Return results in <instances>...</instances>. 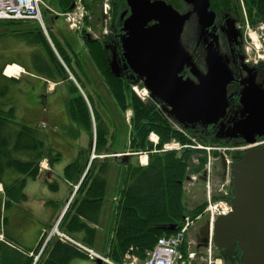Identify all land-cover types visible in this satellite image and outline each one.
<instances>
[{"label": "trees", "instance_id": "trees-1", "mask_svg": "<svg viewBox=\"0 0 264 264\" xmlns=\"http://www.w3.org/2000/svg\"><path fill=\"white\" fill-rule=\"evenodd\" d=\"M119 1L121 11L117 1L115 7L112 5L116 21H118L125 7L124 0ZM71 3L72 0H57V4L66 10ZM24 22L28 21H0V39L13 38L14 36L18 39L11 26L20 25ZM23 28H25L24 31H27L25 36L32 33L33 30L32 43L44 42V38L37 32L39 31L38 27L30 29V27L24 26ZM88 44L94 51L100 46L94 42ZM56 47L60 56L69 63V57L64 55L63 48L59 44ZM30 54L33 58L34 68L47 79H55L57 73H63L64 76H67L56 57L49 55L48 59L45 60L41 55L36 54V51H31ZM94 54L93 61L101 70L118 106L122 110L127 111L129 109L132 111L130 121L132 122L133 137L130 147H137L138 153L145 152L149 157V163L146 167L134 165L132 161L125 164L120 161V165L116 163L118 170L122 172V168H126L127 173L121 175L119 171L117 174L116 183L119 182L118 179L122 178L123 185L120 188L117 186L119 188L117 193L121 192L119 200L113 205L116 222L109 234L113 258L108 256L113 261L122 263L127 254L143 257L147 251L155 246L159 238L176 235L181 229L185 217L196 218L203 212L205 204L189 209L190 207L186 203L184 183L188 176L203 171L206 157L203 152L191 149L181 153L174 151L161 154L154 153L153 144L149 141L151 133H155L160 138L158 149H161L165 143L171 140H178L182 144L189 141L182 134L172 129L164 112L159 111L157 107L146 105L131 91L130 80L119 79L111 72L106 65L102 48L101 51L99 49V53ZM70 65L68 64V68ZM3 79L6 78L2 74V68H0V96L10 102L8 97L10 95L7 94V87L3 85ZM131 81L136 82L135 79H131ZM126 83H130L127 86L128 89L125 87ZM79 96L77 93L76 96L72 97L68 117L78 128H82L88 135H91L90 114L84 99ZM89 100L91 104L94 103L92 97ZM94 116L96 123L95 151L103 153L105 150L111 149L110 140L112 136L109 137V127L99 113L94 111ZM187 129L189 133L204 144L225 145V141L216 139L215 132L210 128L204 129L202 133L196 129ZM45 157L52 162L53 159L58 161L60 155L54 156V152L46 149V145L36 128L20 127L6 115H0V183L5 180L10 181V184H14L13 190L18 189L20 192L24 188L27 178L37 179L39 177V163ZM89 157L90 154L86 157L85 152H82L78 159L65 167L64 178L73 185L77 184L86 171ZM195 159L198 160V163L194 162ZM97 160L92 162L77 192L72 210L70 209L72 215L67 217L65 214L60 226L66 234L73 238H75L74 234H83L84 239L81 244L88 248H93L95 240H98L96 226L101 225L100 216L108 203L107 196L110 188L109 170L112 163L109 164L108 161L103 160L100 163ZM14 176L19 177V179L25 178L16 181L12 178ZM87 178H89L88 182H86ZM50 188L57 191L59 187L58 184H50ZM19 197L26 200L24 195ZM112 203L111 205L108 203L110 207H112ZM171 227L176 229L171 231L169 230ZM85 253L87 252L79 247L53 237L36 264H71L75 259H88ZM9 264L19 263L13 259ZM29 264H32V260Z\"/></svg>", "mask_w": 264, "mask_h": 264}, {"label": "rangeland", "instance_id": "rangeland-1", "mask_svg": "<svg viewBox=\"0 0 264 264\" xmlns=\"http://www.w3.org/2000/svg\"><path fill=\"white\" fill-rule=\"evenodd\" d=\"M44 1L54 12L48 13L43 10L41 11L45 23L46 32L41 29L38 22L35 23L33 21H29L24 22L20 25L11 26L13 33L18 36V39L15 36L13 38L6 37L0 39V68H2V74L6 78L3 79V85L7 87V94L10 95L8 97L9 100H11L10 102L8 101V103L4 97L0 96V115H6L20 127L28 126L36 128L41 139L46 145V149L50 150L52 153L56 150L55 148L60 147L61 141H65L67 145L64 149L62 148L60 150V153L63 154V156H66L68 154H72V142L80 138V135L78 133H75V131L73 130V126L69 125L71 122L67 117V113L69 112V108L71 107L70 103L72 97L76 96V94L78 93V95H80L79 97H82L87 105L91 119V127L93 128L94 125H96V123H94V111H96L109 127V137L112 136V138L110 137L111 149H107L103 153H98L95 151V155L97 157L106 156L105 158L97 160L100 163L102 160L105 162L108 161L107 163L109 164L112 163L109 170V180L110 184H112L109 188V194L107 198L109 200V204H111L113 200L112 205H114L119 200V195L121 192H114L117 190L116 180L117 174L120 171L116 168V163L120 165L121 155H132L131 157L134 165L140 166H145L146 157L148 156V154L145 152H139L141 155H136V153H138L137 147H130V142L133 137V129L132 122L128 121V115H130L131 110H122L118 106L110 91L109 86L107 85L106 80L104 79V76L102 75L101 70L97 65H95V62L93 61V57L95 55L94 53H99V49L101 51V48L106 58V65L110 68V70V65L119 60L118 50L116 47L118 46L119 49V46L123 45V41L121 38H117V35H119L117 29L118 21H116V18L114 19L111 14L109 15L108 19L103 20L102 17H99V13L100 9L102 13V11L104 10V5L106 4L107 9L105 11L109 14L110 7L112 8V5L115 7L116 1L118 2V8L121 11L120 1L81 0V3L79 4V6L81 7V11L76 10L73 13L68 12L69 8L66 10L60 4H57V0ZM74 1L78 2V0H72V3ZM87 13L89 14V17H87ZM70 15L75 20L72 19V21H69L68 18ZM55 17H58L59 20L54 22L53 18ZM24 26H28L30 27V29L38 27L39 31L37 32H39V35L44 38V42L40 44L32 43V36L34 35V32L32 30V33H29L25 36L24 34L27 31H24ZM90 42L97 43L98 45H100L99 48L97 47L96 51L92 50V48H90V45L88 44ZM58 44L63 48L64 55H68L69 63H67L64 58L60 56L58 48L56 47ZM25 45L26 47H22ZM34 46L41 48V50L45 52L47 58L49 55L56 57L61 67L64 69V72L67 73V76H64L65 74L63 73H57L55 75V79H47L45 76L41 75L42 73L36 70V68H33L31 72H27L25 68H22L17 64L10 63L15 59L23 60L28 58L27 51L31 48H34ZM53 49L56 50V53ZM62 61L64 64H62ZM68 64H71L69 68ZM9 68H11V72L8 75L7 72ZM14 68H19L18 72L17 69ZM20 72L21 76H13L15 73L18 74ZM70 72L73 78H71L72 76L69 74ZM11 73L13 74L11 75ZM129 82H131V85L130 83H126L125 87L127 88V86L130 85L129 87L131 88V91L133 93H135L133 91V88H135L136 86H140L141 88H143V85L140 82L133 83L131 80ZM90 97L94 99V103L92 104L89 100ZM147 100L148 99L145 98L144 103L147 104ZM40 101H42V104L40 103L39 105L38 102ZM37 108H41L43 110V116H41L42 114L39 116ZM10 109L12 110L9 111ZM48 113L50 114V116ZM166 117L172 129L181 127L180 123L172 116L166 115ZM151 134L154 135V137H152L151 139H156L157 141V138H155V136L158 135H156L155 133ZM90 137L92 139L93 134H91ZM196 142L201 143L199 140H196ZM260 142H264V140ZM175 143L176 142H172L171 145H174ZM210 146L214 147L215 149H220V151L224 153L226 152L220 146ZM242 146L245 145L243 144ZM90 147H92V144ZM173 147L176 148L175 145ZM51 148H54V151L51 150ZM88 154H90L91 157V154L93 155L92 150L88 149V151L85 153V156L88 157ZM211 154L213 155V151H211ZM114 155H116V157ZM60 162H62L61 159L56 161L55 164L59 165ZM41 166H43V170L47 171V169L50 168L49 161H44L43 164L41 163ZM215 171H219L220 173H222L221 176L217 175L218 178H214L213 188L215 189V192H213V194H215L216 196L217 194H219V191L222 188L221 186L225 183L223 167H221L219 161H216L213 165V172ZM56 172H60L59 167L56 168ZM122 172L120 171L121 175H126V168H122ZM89 178H87L86 182H88ZM63 179H65L64 174L62 178H58L60 182L63 181ZM231 181L227 186H225L223 190L224 192H228L231 190ZM61 185L62 184H60V186ZM184 191H186V201L188 207H190L189 209L195 207L196 205L205 203L207 198V185H205V182L201 179L198 178V180L194 182V184L186 183ZM70 198L71 193L68 194L67 200H71ZM72 205L73 202L69 205V209L66 212L67 217H70L72 215V213H70ZM57 220L54 222V225L57 223ZM199 223L203 224L204 226L200 225L201 227L194 228L192 226L190 228L191 235L188 237L189 241L192 242L195 251L197 243L196 240L199 237L201 228L206 226L203 219ZM108 224L105 225L106 227L103 226L100 230L101 233L98 238V241L100 242V244L98 245L99 250L95 251L101 254L109 255L113 258L111 254L112 244L110 243V232L108 233L107 231ZM53 229L54 227L50 230V232L53 231ZM1 234L2 233H0V235ZM65 235L71 238L69 235ZM201 251L202 253H205L204 249H202ZM212 252L214 256L217 255V250L215 248L212 249ZM31 257L33 263L35 261V258L37 257V253H34ZM202 263H205L204 259H199L196 262V264ZM91 264L95 263L91 262Z\"/></svg>", "mask_w": 264, "mask_h": 264}, {"label": "water", "instance_id": "water-1", "mask_svg": "<svg viewBox=\"0 0 264 264\" xmlns=\"http://www.w3.org/2000/svg\"><path fill=\"white\" fill-rule=\"evenodd\" d=\"M126 2L130 15L124 22L127 34L122 46L127 65L143 78L155 99L172 108V114L180 122L190 126L216 125L225 116L227 85L231 82L230 71L222 58L210 54L208 72L200 84L183 79L179 76L184 66L179 39L187 17L179 18L163 2ZM126 14L123 13L122 18ZM153 21L156 23L148 26ZM110 67L116 77L121 76L117 61ZM249 100L258 102L248 93L242 97V105L249 116L234 124L233 130L251 144L256 141V136L264 137V98L258 99L262 104L254 111H248ZM223 133L222 125L218 136L223 137ZM122 161L127 163L129 156H123ZM232 171L233 212L217 219L214 242L222 249L237 244L242 253V264H264V147L248 149L233 165ZM96 264L102 263L96 260Z\"/></svg>", "mask_w": 264, "mask_h": 264}, {"label": "flooded vegetation", "instance_id": "flooded-vegetation-1", "mask_svg": "<svg viewBox=\"0 0 264 264\" xmlns=\"http://www.w3.org/2000/svg\"><path fill=\"white\" fill-rule=\"evenodd\" d=\"M150 1L163 2L179 18L187 17L179 39L184 53V66L179 76L200 84L208 72L207 61L211 53L220 56L230 71L231 82L227 85L228 106L225 116L212 127L194 128L201 133L204 129L210 128L215 132V136H218L223 125L224 133L220 140L243 144L245 141L233 130L234 124L249 116L242 105V97L248 93L249 96H255L258 101L249 100L251 106L248 107V111L257 109L262 104L258 99L264 98V0ZM126 4L127 2L124 1L123 12L128 10ZM129 11L124 19H119L117 22L119 38L125 36L124 22L130 15ZM155 23L153 21L148 26ZM117 50L121 69L120 79H136V77L139 79L127 65L122 45L119 49L117 47ZM255 138L256 141L264 139L258 136ZM221 174L219 171L214 172L213 185L214 178H218L217 175L221 176ZM200 179L204 180V177ZM200 225L204 226L198 222L193 228L201 227ZM208 235L206 226L201 228L195 247L197 260L204 259L205 263L202 264H242V253L237 244L227 250L217 249V255L214 257H209L206 251L202 253L201 250H205L206 245L209 244Z\"/></svg>", "mask_w": 264, "mask_h": 264}, {"label": "crops", "instance_id": "crops-1", "mask_svg": "<svg viewBox=\"0 0 264 264\" xmlns=\"http://www.w3.org/2000/svg\"><path fill=\"white\" fill-rule=\"evenodd\" d=\"M22 47H26V45ZM31 51H36V54L41 55L45 60L48 59L41 48L34 46V48L27 51L28 58L23 60L11 59L10 63L17 64L25 68L27 72H31L34 68L33 58L30 54ZM14 69L18 70L19 68ZM40 103L42 104V101L38 102L39 105ZM37 112L39 116L41 114L43 116L44 114L41 108H37ZM74 126L76 127V125ZM78 131L80 132V138L72 142V154L63 156L60 153V150L64 149L67 145L65 141H61L60 147L55 148L56 152H54L60 155L62 162L59 165L55 164V162L51 163L50 171L41 174L37 179L27 178L26 184L20 192L18 189L13 190L14 184H10V181L5 180L0 183V233L4 234L8 241L20 246L25 251V253H21L6 246L4 243H0V264H9L13 259L19 264H29L32 260L29 253L38 250L44 231L51 229L50 227L54 225V222L63 213L68 201L67 196L72 192V184L65 179L60 182L58 178H62L65 167L78 159L82 152L86 153L91 145L90 137H86L80 129ZM58 167L60 168V172H56V168ZM12 178L20 181L25 177L19 179V177L14 176ZM118 181L116 185L120 188L123 185L122 178L118 179ZM53 183L59 185L57 192H54L50 188V184ZM60 184L62 185L60 186ZM119 188L117 187V190ZM116 191L114 192L117 193ZM22 195L26 197V200L20 199L19 196ZM107 201L109 203L108 198ZM108 203L104 207L105 211L103 210L100 216L101 225L96 226L98 238L103 226L109 223L107 225L109 233L116 222V213L113 210V205L110 207L111 204L109 205ZM74 237L79 242H82L84 239V235L80 233L74 234ZM94 244L93 248L99 250L98 245L100 242L96 239ZM71 264H91V262L87 259H75Z\"/></svg>", "mask_w": 264, "mask_h": 264}, {"label": "built area", "instance_id": "built-area-1", "mask_svg": "<svg viewBox=\"0 0 264 264\" xmlns=\"http://www.w3.org/2000/svg\"><path fill=\"white\" fill-rule=\"evenodd\" d=\"M45 6L42 0H0V20H36L42 22V8ZM81 11V7H77ZM69 21L75 20L69 16ZM169 149L170 146H166ZM232 211L228 202L210 203L206 213L210 216L211 223L217 216L226 215ZM184 225L182 230L173 237L161 238L154 250L147 252L143 260L133 258L124 264H190L195 254L190 253L189 258L184 257L181 248L186 243V232L190 223ZM91 258H100L105 264H117L108 258H103L90 251Z\"/></svg>", "mask_w": 264, "mask_h": 264}, {"label": "bare ground", "instance_id": "bare-ground-1", "mask_svg": "<svg viewBox=\"0 0 264 264\" xmlns=\"http://www.w3.org/2000/svg\"><path fill=\"white\" fill-rule=\"evenodd\" d=\"M11 72V69H8V74ZM13 73H11V75H12ZM71 78H73V76L71 77ZM143 95L145 96V95H147V91L146 90H144L143 91ZM77 247H79L80 249H82L83 251H85V252H88L90 249H88L87 248V246L85 247V246H83V244H79Z\"/></svg>", "mask_w": 264, "mask_h": 264}]
</instances>
